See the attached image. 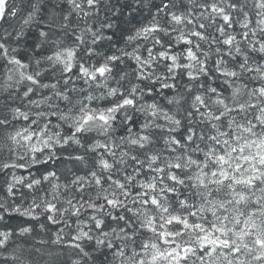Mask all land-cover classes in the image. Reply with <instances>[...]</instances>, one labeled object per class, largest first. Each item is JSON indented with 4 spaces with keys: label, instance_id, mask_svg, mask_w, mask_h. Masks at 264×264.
Returning a JSON list of instances; mask_svg holds the SVG:
<instances>
[{
    "label": "snow or ice",
    "instance_id": "6c2138e0",
    "mask_svg": "<svg viewBox=\"0 0 264 264\" xmlns=\"http://www.w3.org/2000/svg\"><path fill=\"white\" fill-rule=\"evenodd\" d=\"M0 264H264V0H0Z\"/></svg>",
    "mask_w": 264,
    "mask_h": 264
}]
</instances>
